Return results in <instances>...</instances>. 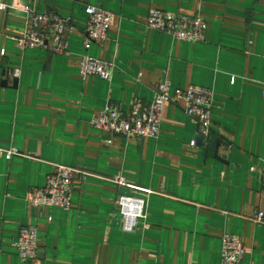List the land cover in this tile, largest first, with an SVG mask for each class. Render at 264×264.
I'll use <instances>...</instances> for the list:
<instances>
[{"label":"crops","instance_id":"crops-1","mask_svg":"<svg viewBox=\"0 0 264 264\" xmlns=\"http://www.w3.org/2000/svg\"><path fill=\"white\" fill-rule=\"evenodd\" d=\"M0 11V264H24L15 243L38 230L27 264H222L225 233L264 264V0H3ZM70 18L64 53L24 46V7ZM88 6L114 15L109 39L89 51ZM152 9L207 22L203 42L148 29ZM113 63L112 81L83 78L81 59ZM20 71L19 76L14 73ZM170 82L212 93L213 133L198 142L196 121L173 101L160 134L138 139L95 129L111 104L129 114ZM112 140L111 145L107 141ZM220 142V160L207 145ZM19 150L10 160L8 151ZM76 170L72 206L35 207L56 166ZM127 185L118 187L117 177ZM146 201V218L123 229L119 196Z\"/></svg>","mask_w":264,"mask_h":264},{"label":"built area","instance_id":"built-area-1","mask_svg":"<svg viewBox=\"0 0 264 264\" xmlns=\"http://www.w3.org/2000/svg\"><path fill=\"white\" fill-rule=\"evenodd\" d=\"M7 8L3 0H0V11H5ZM23 11L27 14L29 22V29L23 41L24 46L44 48L54 53L66 52L68 36L75 29L72 19L56 13L39 14L31 6L24 7ZM86 12L88 22L84 46L89 51L93 45L104 44L108 41L114 15L95 6H88ZM146 25L150 30L195 43L204 41L207 29V22L202 16L172 14L157 9L150 11ZM80 74L83 78L95 76L110 82L114 75V65L111 62L85 55L81 59ZM14 75L19 76L20 71H16ZM170 89V82L161 83L157 87L151 103L137 102L129 114H125L118 107L109 104L95 115L91 124L95 129L111 134L125 137L134 136L138 139L155 138L161 131L165 107L173 101L196 121L199 135L204 139L209 137L213 133L212 93L206 88L191 87L187 90H177L174 96H171ZM112 143V140L107 141L108 145ZM17 154H19V150L12 149L8 151L7 158L10 160ZM75 174L76 170L72 167L56 166L44 187L31 190L30 204L35 207L70 209ZM115 183L118 187H123L127 185V180L120 176L115 179ZM118 203L121 207L120 215L124 231H134L138 222L146 218V201L139 197L121 195ZM256 217L258 221H264V213H258ZM222 240V264H241L247 254L242 242L229 233H225ZM15 247L22 263L27 264L36 260L39 249L37 228L34 226L22 227ZM1 255L0 247V257Z\"/></svg>","mask_w":264,"mask_h":264},{"label":"water","instance_id":"water-1","mask_svg":"<svg viewBox=\"0 0 264 264\" xmlns=\"http://www.w3.org/2000/svg\"><path fill=\"white\" fill-rule=\"evenodd\" d=\"M198 142L200 145H203L204 142V138L202 136L198 137ZM207 148L214 153L215 158L220 160V156H219V148H220V142L219 141H214L210 144L207 145Z\"/></svg>","mask_w":264,"mask_h":264}]
</instances>
